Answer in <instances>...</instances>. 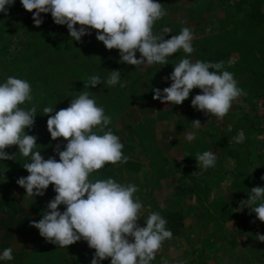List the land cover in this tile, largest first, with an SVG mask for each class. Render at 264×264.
Here are the masks:
<instances>
[{
	"label": "clouds",
	"instance_id": "9594fccd",
	"mask_svg": "<svg viewBox=\"0 0 264 264\" xmlns=\"http://www.w3.org/2000/svg\"><path fill=\"white\" fill-rule=\"evenodd\" d=\"M14 3L15 0H0V12L7 14ZM21 4L29 12L36 10L33 21L37 27L44 22L41 13H51L56 24L67 25L74 41H81L92 29L98 30L97 39L109 50L118 49L121 63L136 68L166 65L169 57L180 49L186 54L195 51L190 27H182L170 39L165 38L172 33L170 27L154 32L155 23L167 15L158 0H21ZM231 63L229 60L228 64ZM224 66V61L193 62L182 58L165 77L172 81L171 85L155 88L153 98L182 104L194 88H199L202 93L192 98L191 105L223 119L232 102L243 95L234 74L223 70ZM120 77V70L113 69L106 84L115 86ZM101 83H105L101 76L92 75L84 87L93 88ZM32 101V88L27 80L8 76L0 84V160L13 159L16 153L10 154L6 149L18 145L19 154L29 158L22 166L30 174L16 181L26 189L25 197L42 196L49 185L54 186L56 193L43 210L42 218L31 221L32 226L58 247L83 239L95 249L90 264H101L108 258H111L110 264H150L163 242L172 239L173 233L166 228L167 220L159 212L141 215L143 204L134 195L140 190L136 184L119 183L113 178H89L106 163L115 165L128 160L122 152L124 145L120 138L108 127L111 117L88 91L73 98L67 108L56 111L52 106H45L43 114L48 115L47 128L52 140L63 137L67 141L63 150L59 144L55 147L59 160L56 156L45 159L41 151L35 150L37 136L28 134V129L35 124L37 106L21 107ZM52 113L55 114L49 115ZM192 123L195 128L201 126L199 119ZM195 138L192 132L186 134L189 142ZM245 139L243 131L233 137L236 143H243ZM195 158L198 167L205 171L213 168L217 160L212 151L197 153ZM61 205L65 210L61 211ZM240 206H248L249 214L255 213L264 222V187H252ZM141 217L146 226L138 223ZM256 239L264 242V234L257 233ZM13 259L12 247L0 253V260Z\"/></svg>",
	"mask_w": 264,
	"mask_h": 264
},
{
	"label": "trees",
	"instance_id": "16d2710c",
	"mask_svg": "<svg viewBox=\"0 0 264 264\" xmlns=\"http://www.w3.org/2000/svg\"><path fill=\"white\" fill-rule=\"evenodd\" d=\"M242 1L227 4L226 14L217 19L215 30L211 33H204L192 41L195 49L192 54H186L180 49L169 57L166 65L154 64L141 68L121 63L119 50H109L103 42L97 39L98 30L92 29L91 34L83 36L81 41H74L69 35L67 25L56 24L51 13H41L44 22L37 27L33 21V12L36 10L29 12L24 9L21 1L16 2L9 7L7 14L2 12L0 17V84L6 82L8 76L27 80L31 84L33 101L26 102L21 107L30 108L32 104L37 106L35 124L28 129V134L39 136L48 133V115L43 114V108L45 106L55 108L59 100L56 91L64 84L60 75L67 73L74 80L79 94L82 91H88L97 104L104 108L105 114L111 117V124L108 127L114 133V120L124 109L153 98L155 88L163 89L171 85L172 81L166 80L165 77L174 70V64L182 58H189L193 62L196 60L224 61V69H228L234 76L245 71L261 74L264 67V11L256 9L255 2L258 0ZM242 4L247 6L244 12L240 11ZM203 6V1L195 6L192 5L189 16L200 18ZM181 22L179 19L173 20L166 15L155 23L154 32L159 33L163 27H170L172 33L165 37L170 39L172 35L179 34L181 28L184 27ZM139 56L140 53L137 52V58ZM229 60L232 61L231 65L228 64ZM113 69L120 70V82L115 86H108L106 79ZM92 75L101 76L105 83L93 88H85L84 83ZM121 83L124 87H120ZM196 89L190 92L192 94L190 97L195 96ZM188 108H194L191 102H188ZM6 151L16 154L11 160H0V177L16 173L18 168L29 160L19 154L18 145L10 146ZM187 155L186 158H188ZM254 156L256 157L255 154ZM188 165L191 164L188 162ZM193 165L186 169L199 173L200 170ZM238 167L232 180L233 191L229 198L232 204L229 207L237 203L238 198H245L249 195L239 197L240 192L243 191V178H247L248 181L250 179H248V174L242 171L241 166ZM220 170L218 166L214 168L215 172ZM210 172L206 171L201 175H208ZM217 177L222 179L223 175ZM218 202L217 200L215 203ZM44 204L45 202H42V209L45 208ZM217 207L219 208L218 205ZM228 208L226 207L225 210ZM222 211L220 210L219 214ZM163 217L177 233H181L175 218ZM47 243L49 242L46 239L40 241V244L45 247L43 250H46V254L34 253L28 259L29 262L26 261L24 264L60 262L59 254L55 255L56 245L53 244V248H49L46 246ZM81 249L79 250L80 257L76 255L74 263L90 264L95 249L89 246ZM110 262L111 258H108L101 261V264H110Z\"/></svg>",
	"mask_w": 264,
	"mask_h": 264
},
{
	"label": "rangeland",
	"instance_id": "374dc122",
	"mask_svg": "<svg viewBox=\"0 0 264 264\" xmlns=\"http://www.w3.org/2000/svg\"><path fill=\"white\" fill-rule=\"evenodd\" d=\"M200 1H203V3L206 2V4H212L214 9H209L208 12L202 14V18L197 20L193 17L194 19L190 21L187 18L190 15L189 10L192 5L195 6ZM237 1L242 0H158V2L163 5V8L167 11V15L171 19L186 21V23L193 26H195L196 23L202 25H206L207 23L210 24L209 22L211 21V23H216L219 17L226 14L227 4ZM255 7L258 11L261 10V12H263L264 0H258V2H255ZM246 8L247 6L242 4L240 11L244 12ZM1 16L2 12H0V17ZM223 70L228 71V69ZM238 75L240 74L237 73V76ZM60 79L64 84L56 91L59 99L55 106L56 111L62 108H67L70 101L79 95V91L75 86L74 80L71 79L67 73L61 74ZM196 91L195 95L202 93V90L199 88H197ZM191 95L192 94L190 93V96ZM190 96L182 104H171L170 102H162L161 100L151 98L143 103H137L124 109L122 113L116 116L113 123L115 128L114 134L120 133V129H122L127 142L131 144L140 154L142 160L144 161L143 179L133 177L130 174L128 175L122 173L115 175L96 173L90 175L89 178H113L119 183L136 184L140 190L134 195H138L140 197L144 212L147 214L149 212H159L163 213L162 215L164 216H169L168 214L177 212L178 209L175 205H172L177 201V198H188L190 195H185V193L190 189L186 190V187L182 188L180 183H185L186 181L193 182L194 178L197 179L198 186L203 180L210 182V176H218L217 172L214 171L216 166L220 169L226 167L225 171H222V181L223 183H226V186L225 188L223 187L221 191H225V189L229 187L230 190L227 191L231 194L233 191V188H231L233 182V173L231 170L233 169L234 162H238V165H240L243 170L244 164L241 159L245 153L243 150L242 154L237 152L235 157L231 155V152L236 149L234 145L236 142H233V134L237 131L238 133L243 131L246 137L245 141L248 144L250 143V140L255 138L254 135L252 136L251 130H249L245 121L249 120V116H246L245 119H236L231 115L229 110L226 116L223 119H220L214 115L205 114L204 111L197 110L196 108L189 109L188 102H191L192 98H194V96ZM261 96L262 98H259L260 100L258 99L256 106H253L248 110V114L251 115L254 110H260V112L264 111V93ZM263 114L264 113H257L256 117L263 116ZM195 119H199L201 121V126L199 128L193 127L192 120ZM189 132L194 133L196 137L191 142L186 140V134ZM35 136H37V145L35 150L41 151L45 159L50 156H56V159L59 160V155L55 152V147L59 144L63 150V146L66 145L67 141L64 140L63 137L52 140L49 131L47 134ZM204 151H212L217 156L213 169L206 170H213L214 172L212 171L208 175H201V173L206 172L203 170L199 171V173L195 172V174H193L194 171H189L186 168L188 166H192V164L197 161L195 158L197 153H202ZM186 154H188V158H186ZM187 161L191 165H188ZM22 167L23 166H20L14 174H10L7 177H0V198L2 197L3 199V197H8V194L13 190L11 182L13 177L20 172ZM198 170H200V168ZM141 181L143 184L139 183ZM252 186L253 184L248 181L247 178H243V191L240 192L239 197L248 195ZM170 187L173 189L170 190ZM192 190L197 193L201 191L199 188H193ZM47 195L48 199L44 204L45 208L42 209L41 207L40 209V205L37 206L34 218L37 221L42 218L43 210L46 209L47 203L55 197L56 193L48 192ZM202 196L203 200H205L204 197L207 199V201H204V204L208 205V207L212 210H215L217 205L219 206V211H224L227 207L225 204L222 205L219 202L216 204L215 202L217 199L214 194L207 192L202 193ZM239 199L240 198H238V200ZM0 204H2V201H0ZM172 206L173 210L171 212L170 209ZM222 207L224 209H222ZM174 218L180 228H183V225L189 224L186 220H184L185 222H182L183 225L180 223V214ZM7 221L8 219L6 216L0 213L1 252L3 249L8 248V244L12 245L7 232ZM166 228L170 231L172 230L174 234L172 239L165 240L162 247L158 250L161 253L162 258L171 261H187L189 257H187L185 253L181 252L182 249L174 251V246L185 244L186 241L183 240L185 236H183L182 233L177 234L174 227L168 224V222ZM32 239V248L30 253H28L25 262H29L28 259H30L34 253L40 252V254H46V250H43L45 247L40 244L41 239L46 238L40 235L38 229L34 232ZM47 244L48 245L46 246L53 248V243L49 242ZM81 248L82 246H80L78 242L63 248L56 246L57 252L55 255L58 253L61 261L56 262L55 264H76L74 263L75 256L77 255L78 258L80 257L79 250H82ZM219 260L220 261L215 264H225L220 258ZM179 263L180 262L176 264Z\"/></svg>",
	"mask_w": 264,
	"mask_h": 264
},
{
	"label": "crops",
	"instance_id": "0c3cea01",
	"mask_svg": "<svg viewBox=\"0 0 264 264\" xmlns=\"http://www.w3.org/2000/svg\"><path fill=\"white\" fill-rule=\"evenodd\" d=\"M20 1L15 0V3ZM203 7L202 14L208 12L209 9H214L212 4H206V2H204ZM187 18L190 21L194 19L190 16ZM211 22L206 25L196 23L195 26L185 23L184 26L192 29L194 39H196L204 33H211L212 30H215L216 24ZM234 78L238 81V86L243 89V95L232 102L230 113L236 119H245L246 116H249V120L245 121L249 130H251L252 136L254 135L255 138L250 140L249 144L246 141L234 143L236 149L231 152V155L235 157L237 152L242 154L244 150L247 155L244 153L241 159L244 164L242 171L248 174V179L253 184L252 187H264V179H262L264 177V114L263 116L256 117L257 113L261 114L264 111L254 110L251 115L248 114V110L256 106L258 99L262 98L261 95L264 93V68L261 74H252L245 71L238 76H234ZM238 134V131L235 132L233 137ZM115 135L120 138L121 143L124 145L122 152L128 157L127 162H117L115 165L106 163L104 167L94 171L90 175L96 173L105 175L122 173L143 179L144 161L140 154L127 142L122 129H120V133H116ZM233 142L235 141L233 140ZM193 166L199 169L197 162ZM238 166V162H234L233 169L231 170L233 176L239 169ZM225 169L226 167L217 172V174L222 175V171H225ZM200 171H203V169L200 168ZM29 174L22 167L11 182L13 190L8 194V197L0 198V201H2L0 213L4 214L8 219L6 226L8 228L7 232L10 237V243L12 244H8V247L13 248L14 256V259L11 261L0 260V264H24L32 248L33 234L37 230L31 224V221L35 220L37 206L40 205L41 209L42 202H46L48 199V192H55L54 186L49 185L44 195L25 197L26 189L18 185L16 181L18 178ZM210 180V182L206 180L201 181L199 186L196 178L193 179V182L186 181L185 183H180L182 188L186 187V190L190 189L185 193V195H190L188 198H177V201L172 204L178 209L177 212H172V206L170 209L172 213L168 214V217L171 216V218L180 214V223L185 222L184 220L189 223L188 225H183L182 223L184 229L180 228L181 233L184 232L183 236L185 237L183 240L186 241L185 244L174 246V251L182 249L181 252L185 253L189 259L187 261L165 260L162 258L161 253L157 251L155 258L150 264H176L178 262H180L179 264H215L220 261L219 258L225 264H264V242L256 239L257 233L264 234V222H261L255 213L249 214L248 206L243 208L240 206V202L246 200L248 197H241L237 203L229 207L232 204L229 199L231 195L227 191L229 187L225 191H221L223 187L225 188L226 183H223L221 178L214 176H210ZM139 183L143 184L142 181ZM191 188H199L201 191L197 193ZM172 189L170 187V190ZM207 192L214 194L220 204H225L229 208L224 210L222 214H219L220 211L217 206L215 210H212L208 205L204 204V201H207V199L204 197L205 200H203L202 193ZM60 208L61 211L65 210V206L63 205ZM160 214L162 215L163 213ZM141 215L143 217L148 215L144 212L143 208L141 209ZM143 217L139 219L138 223L141 226H146ZM253 221L255 222L253 223ZM171 232L173 233L172 230ZM77 242L82 247H88L87 242L83 239ZM0 253L2 252L0 251Z\"/></svg>",
	"mask_w": 264,
	"mask_h": 264
}]
</instances>
